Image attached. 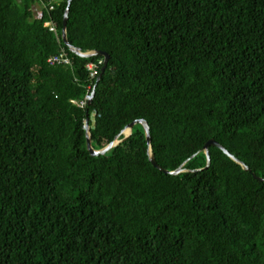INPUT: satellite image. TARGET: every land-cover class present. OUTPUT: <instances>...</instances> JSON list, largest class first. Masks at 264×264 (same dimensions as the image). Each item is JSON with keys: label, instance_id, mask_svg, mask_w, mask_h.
Segmentation results:
<instances>
[{"label": "trees", "instance_id": "16d2710c", "mask_svg": "<svg viewBox=\"0 0 264 264\" xmlns=\"http://www.w3.org/2000/svg\"><path fill=\"white\" fill-rule=\"evenodd\" d=\"M68 1L0 0V264H264V0H72L98 83Z\"/></svg>", "mask_w": 264, "mask_h": 264}, {"label": "water", "instance_id": "95a60500", "mask_svg": "<svg viewBox=\"0 0 264 264\" xmlns=\"http://www.w3.org/2000/svg\"><path fill=\"white\" fill-rule=\"evenodd\" d=\"M71 2H72V0H69L68 1V7H67L66 12H65V15H64V23H63V31H62V41H63L64 45L69 48L70 52H72L73 54H75V55H77L79 57H82V58H88V57H91V56H101V57H103L104 64H103V67L101 69V73H100L99 77L97 78V83H98L100 81V79H101L102 74L105 72V69L107 67V63H108V60H109V56L106 53H102V52H94V53L84 54L79 49L74 48V47H72L70 45V43L67 40L66 27H67V19H68L69 7L71 5ZM94 93H95V88L93 89V91L91 93V97H90V100L88 102V105L91 104L92 99H93V96H94ZM86 117H87V119H86V123H85L86 124L85 130H86V136H87V150H88V152L90 153V155L92 157H97V156H103V155H105L109 150H111L112 148L116 147L121 142H123L124 140H126L127 138H129L131 136V134H132V130H133L134 126L137 125V124H140L143 127V129L145 131V136H146L147 144L150 147L151 139H150L149 127H148V125H147V123L145 121L141 120V121H136V122L130 124L129 126H127L122 131L121 134L124 135V138L122 140H118V138H117L114 143L108 145L107 147H105L104 149H102L100 151H96V150H94L92 148V141H91V135H90V127L88 125V123H89L88 114H86ZM126 131H128V134L127 135H125ZM211 146L216 147L219 150H221L224 153V155H226L229 159H231L237 165L241 166V168L245 172L251 173V170L246 165H244L239 160H237L226 149H224L221 145H219L214 140L209 141L205 145L204 150H203L204 153H205V155H206V157H207V166H206V168L209 167V165H210L209 147H211ZM149 161H150V163L152 164V166L154 168H156L158 171H160V172H162L164 174H170V175H173V176H177V175H179V174H181V173L184 172V170L182 168H179L175 172H168L166 170H163L161 167H159L157 165V163H156V161L154 159V156L151 153V151L149 152ZM253 178L256 179V180H258V181H262L261 179L257 178L255 175H253Z\"/></svg>", "mask_w": 264, "mask_h": 264}, {"label": "built area", "instance_id": "2783aa9c", "mask_svg": "<svg viewBox=\"0 0 264 264\" xmlns=\"http://www.w3.org/2000/svg\"><path fill=\"white\" fill-rule=\"evenodd\" d=\"M52 10V8H51ZM44 28L48 29L50 32H53L55 35H57L56 30L53 28V25L51 22H46L44 24ZM47 64L49 66H71V60L68 56V54L61 50L57 55L50 57L47 60ZM103 64L102 61H100L98 64H90L87 65V70L90 72V78L94 79L97 76V71L100 69V66ZM91 94L87 93L85 98L82 102H73L75 105H77L80 108H84L86 105H88V102L90 100Z\"/></svg>", "mask_w": 264, "mask_h": 264}, {"label": "rangeland", "instance_id": "374dc122", "mask_svg": "<svg viewBox=\"0 0 264 264\" xmlns=\"http://www.w3.org/2000/svg\"><path fill=\"white\" fill-rule=\"evenodd\" d=\"M40 12H41V7L40 6H37L36 11H35V14L39 15ZM91 120H93V117H91Z\"/></svg>", "mask_w": 264, "mask_h": 264}, {"label": "bare ground", "instance_id": "6f19581e", "mask_svg": "<svg viewBox=\"0 0 264 264\" xmlns=\"http://www.w3.org/2000/svg\"><path fill=\"white\" fill-rule=\"evenodd\" d=\"M127 134H128V131H126L125 135H127Z\"/></svg>", "mask_w": 264, "mask_h": 264}]
</instances>
